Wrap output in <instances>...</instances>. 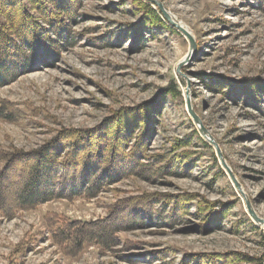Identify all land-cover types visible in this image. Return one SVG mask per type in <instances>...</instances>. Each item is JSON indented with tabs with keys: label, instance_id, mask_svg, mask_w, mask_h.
I'll return each instance as SVG.
<instances>
[{
	"label": "rangeland",
	"instance_id": "374dc122",
	"mask_svg": "<svg viewBox=\"0 0 264 264\" xmlns=\"http://www.w3.org/2000/svg\"><path fill=\"white\" fill-rule=\"evenodd\" d=\"M140 1L168 29L144 25L135 0H80L55 59L0 87V100L17 115L0 120V171L1 157L16 154L0 194L11 199L31 177L34 162L25 157L46 142L98 128L107 135L116 122L131 120L125 114L144 115L146 108L156 112L148 138L124 133L119 152H136L144 162L177 156V171L127 177L92 199H54L12 217L0 214V264H264V96L256 93L255 108L241 93L243 84L254 87L253 98L258 84L264 88V0H155L190 34L194 49L155 4ZM231 82L240 97L218 93ZM156 194L171 205L189 202L174 207L176 220L173 207L155 218L163 205L153 206L152 220L139 216L142 225L126 226L111 249L66 247L55 236L58 223L104 220L115 204ZM199 203L226 212L210 224L209 213H196ZM119 219L127 220L125 212Z\"/></svg>",
	"mask_w": 264,
	"mask_h": 264
},
{
	"label": "trees",
	"instance_id": "16d2710c",
	"mask_svg": "<svg viewBox=\"0 0 264 264\" xmlns=\"http://www.w3.org/2000/svg\"><path fill=\"white\" fill-rule=\"evenodd\" d=\"M135 1L144 16V25L150 29H168L155 9L140 0ZM79 4L80 0H0V87L12 82L26 71L35 69L39 65H47L55 59L62 44H66L64 34L67 27L74 23ZM140 28L141 26L136 25L131 29L138 35ZM225 85L227 86L225 91L218 93L226 94L230 98L240 97L235 83ZM258 85L254 98V87L243 84L241 89L243 96L250 98L249 102L253 99L252 105L256 107L260 105L256 93L260 91L264 96V88ZM12 111L7 102L0 100V120L12 121L14 117L17 118ZM143 111L144 115L131 110L132 114L124 115L131 120L126 121L123 127L116 122L109 127L107 135H99V130L102 131L99 128L92 132H67L61 139L50 140L38 151L25 157L27 161L34 162V166L29 169L31 177L23 180L21 187L13 191L11 199L0 194V214L7 218L12 217L17 211L32 210L54 199H92L105 187L127 177L137 176L150 180L164 176L171 170L177 171L174 168L180 163L176 160L177 156H173L170 160H166L165 156H146L147 161L144 162L136 152L132 151L130 155L119 152V148L123 149L125 146H121V142L127 141L125 134L127 137L135 135L140 141L148 138L151 127L149 125L156 112L149 108ZM121 134L124 136L120 138ZM174 147L179 149L183 146L178 143ZM143 149L145 150L146 146ZM15 155L1 157L5 165L0 171V179ZM161 197L156 194L137 202L134 200V202L115 204L107 218L97 222L60 224L57 222L61 226L55 236L66 247L80 248L84 244L93 243L102 249H111L116 245V234L123 231L126 226L132 227L137 222L142 225L143 220L139 216L144 215L149 221L152 220L153 206L163 205L155 214V218H161L169 207H173L174 210V207L179 208L187 201H176L171 205L161 201ZM213 207L214 203H199L196 213H209L207 217L211 224L214 217L218 216L221 219L226 212L224 206L220 207L218 212H215ZM176 210L171 211L175 220ZM123 212L127 218L124 221L119 219ZM231 259L234 260L232 256ZM215 262L208 259L207 263L215 264ZM221 263L225 264L226 260Z\"/></svg>",
	"mask_w": 264,
	"mask_h": 264
},
{
	"label": "water",
	"instance_id": "95a60500",
	"mask_svg": "<svg viewBox=\"0 0 264 264\" xmlns=\"http://www.w3.org/2000/svg\"><path fill=\"white\" fill-rule=\"evenodd\" d=\"M147 1H149L150 3L155 4V5L158 7V9L160 10V12L163 14L165 20H166L169 24H171L172 26H174L175 28H177V29H178V30H179V31H180V32H181V33H182V34L188 39L191 48L194 49V48H195V44H194V42H193V38L190 36V34H189L187 31H185L181 26H179L178 24L174 23V22H173V21L167 16V14H166L165 11L163 10L162 6H161L160 4H158V3H156L155 0H147ZM193 120H194L195 123L199 124V120H198L197 118H195L194 116H193ZM202 132L204 133L203 136H204V137H205V138H206L211 144H213V146H214L215 149H216L217 155H218V157H219V159H220V161H221V165H222V166L228 171V169H227L225 163L222 161L221 154H220V152H219V149H218L216 143H215L212 139H210V138L205 134V131H204V130H202ZM253 218H254V217H253ZM254 220H256V218H254Z\"/></svg>",
	"mask_w": 264,
	"mask_h": 264
},
{
	"label": "bare ground",
	"instance_id": "6f19581e",
	"mask_svg": "<svg viewBox=\"0 0 264 264\" xmlns=\"http://www.w3.org/2000/svg\"><path fill=\"white\" fill-rule=\"evenodd\" d=\"M166 14H167V16L168 17H170V19H172V20H174L173 18H172V16L168 13V12H165ZM171 212V211H170ZM169 214V213H168Z\"/></svg>",
	"mask_w": 264,
	"mask_h": 264
}]
</instances>
